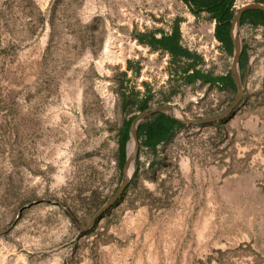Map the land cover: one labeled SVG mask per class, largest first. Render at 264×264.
<instances>
[{
	"label": "rangeland",
	"instance_id": "obj_1",
	"mask_svg": "<svg viewBox=\"0 0 264 264\" xmlns=\"http://www.w3.org/2000/svg\"><path fill=\"white\" fill-rule=\"evenodd\" d=\"M175 17L201 68L224 71L230 57L199 42L211 18L181 0H0V264H264L256 27L239 29L244 104L223 124L177 128L157 145L158 161L138 145L121 197L89 223L121 176L116 132L136 113L122 109L121 92L147 89L149 106L208 116L205 84L181 82L166 52L133 37L169 32Z\"/></svg>",
	"mask_w": 264,
	"mask_h": 264
},
{
	"label": "trees",
	"instance_id": "obj_2",
	"mask_svg": "<svg viewBox=\"0 0 264 264\" xmlns=\"http://www.w3.org/2000/svg\"><path fill=\"white\" fill-rule=\"evenodd\" d=\"M181 1L188 5V10L191 14L198 15L201 12H204L211 19H215L213 36L219 41L226 42L227 46L224 51L228 55H230L231 46L229 44L227 29L228 19L231 18L233 12V9L230 8L231 0ZM253 2L264 3V0H253ZM240 19L242 23L247 22L251 25L261 24L264 28V12L262 11L245 10L242 12ZM180 22L181 18L175 17L170 22L169 32L159 28L147 29L144 31H134L133 37L139 44L146 45L151 50L166 52L170 58V66L172 67L173 72L176 74V77H178L181 82L186 84H192L198 81L199 83L204 84L210 80V76L207 72H203L199 68H196V65L202 61L201 58L196 53L186 50L179 44ZM220 25L224 27L223 30H221V28L219 27ZM241 54L242 60L245 61V47L244 51ZM131 68L134 70V73L137 71V67L132 66L130 61H127L126 69ZM125 75V71L121 72V79L123 81V83H121V86L126 85ZM225 80L226 78H224V81ZM150 97L151 94L147 89H145L144 92H140L130 87L128 91L121 92L122 109L126 110L128 106H133L136 113L129 114L127 117L123 118L116 132V165L118 169H121L122 167L125 158L126 144L130 139V122L136 116L137 113L141 112L143 109L150 107L148 103ZM183 125L184 124H182L181 122L170 118L163 112H158L151 116H147L146 118L140 120L135 128V135L138 141V145L139 147H144L149 150L152 154L153 159H155L154 161H158L159 159H156L157 145L167 141L172 135V133L177 128ZM121 195L118 197V199L121 197ZM117 200L113 204H115ZM109 208H107L105 211H107Z\"/></svg>",
	"mask_w": 264,
	"mask_h": 264
},
{
	"label": "water",
	"instance_id": "obj_3",
	"mask_svg": "<svg viewBox=\"0 0 264 264\" xmlns=\"http://www.w3.org/2000/svg\"><path fill=\"white\" fill-rule=\"evenodd\" d=\"M245 10H259V11L264 12V3L252 1L246 4H243L239 6L238 8L233 9V12L230 18L231 27L229 30V37L232 43V54H231V59H230L229 72L235 83L236 90H235V94L231 102L221 111L211 116L187 117L182 113V111H180V109L170 104H160V105L150 106L146 109H143L141 112L137 113L136 116L131 120L130 125H129V134H130V140L132 142V150L130 151L127 148V144H126L125 158H124V161L121 167V176H120L119 183L117 187L115 188V190L113 191V193L108 198H106L105 201L102 203V205L97 209V211L92 216L89 223H91L95 218H97L100 214H102L103 211L109 208L118 199V197L121 195L124 188L128 184L131 172L130 173L127 172V166L130 161H132L133 165L135 166L134 164L135 155H136V150L138 147V141L135 135V128H136L137 123L140 120L146 118L147 116H151L155 113L163 112L166 115H168L170 118L176 121H179L184 125H204L206 123H210L217 119H221L225 117L230 112V110L235 105V103L239 100V98L242 95V85L239 81L238 70H237V58H238L239 50L241 48L238 21H239V17L241 16L242 12ZM49 201L54 202L51 200ZM26 205L22 207H25Z\"/></svg>",
	"mask_w": 264,
	"mask_h": 264
},
{
	"label": "flooded vegetation",
	"instance_id": "obj_4",
	"mask_svg": "<svg viewBox=\"0 0 264 264\" xmlns=\"http://www.w3.org/2000/svg\"><path fill=\"white\" fill-rule=\"evenodd\" d=\"M253 1V0H252ZM241 16L239 17V21H238V27L239 29L242 28L243 25L245 26H253V27H260L261 30H264L263 26L261 24H256V25H251L250 23H242L241 22ZM214 20V26H215V19ZM214 26H213V30H214ZM221 28V30L224 29V27L222 25L219 26ZM231 24H230V18L228 19V29H227V34H228V39H229V44L231 46V54H232V43L229 37V30H230ZM216 39V38H215ZM218 44H217V49L219 50V53L227 58V56L230 57L231 59V54L227 55V53L224 51L227 44L224 41H219L218 39H216ZM241 42V48L239 50L238 53V58H237V70H238V77H239V81L242 85L243 82V66L246 63V58L245 61L242 60V52L244 51V42L240 39ZM247 57V56H246ZM229 66H230V62L229 65L226 67V69L224 71H212V70H208L205 71L209 74L210 76V80L205 84V86L208 88V106H209V111L207 113L208 116L214 115L216 113H218L219 111H221L223 108H225L233 99L234 94H235V90H236V86L235 83L230 75L229 72ZM224 78H226V80L224 81ZM224 81V82H223ZM243 94V92H242ZM244 104V97L241 95V97L239 98V100L235 103V105L232 107V109L230 110V112L223 118L221 119H217L213 122H210L211 124H223L224 122H226L229 118H231L234 115V112L236 110H238V108Z\"/></svg>",
	"mask_w": 264,
	"mask_h": 264
},
{
	"label": "bare ground",
	"instance_id": "obj_5",
	"mask_svg": "<svg viewBox=\"0 0 264 264\" xmlns=\"http://www.w3.org/2000/svg\"><path fill=\"white\" fill-rule=\"evenodd\" d=\"M248 1V0H247ZM247 3V2H246ZM239 4L240 5H243L242 3H240V0H232V8H238V6H239ZM212 21V20H211ZM200 24V23H199ZM202 24V23H201ZM201 27V26H200ZM200 32V31H199ZM213 33V24H211L210 26H209V29H206V30H204L201 34H200V36H199V39H200V41L199 42H201V40L202 41H204L205 42V46L206 47H210V48H212V49H214V47H215V49L217 48V44H218V42H217V40L215 39V37L213 36L212 37V34ZM211 35V38H213L212 40H213V42H211V41H208L209 39L207 38V35ZM195 35V34H194ZM198 35V34H197ZM192 36V35H191ZM198 39V38H197ZM208 39V40H207ZM109 41V40H108ZM107 41V43H106V45H105V49H104V53H105V55L108 57V56H110L111 55V53H110V50H109V48H108V45H109V42ZM134 44L133 43H130V48H132V46H133ZM203 49V48H202ZM210 50V49H209ZM104 55V56H105ZM105 56V57H106ZM128 149L131 151L132 150V143H129V145H128ZM131 165V166H130ZM134 165H133V163H132V161H130L129 162V164H128V166H127V172L128 173H130V171L132 170V167H133ZM129 168H130V170H129Z\"/></svg>",
	"mask_w": 264,
	"mask_h": 264
},
{
	"label": "crops",
	"instance_id": "obj_6",
	"mask_svg": "<svg viewBox=\"0 0 264 264\" xmlns=\"http://www.w3.org/2000/svg\"><path fill=\"white\" fill-rule=\"evenodd\" d=\"M230 8H232V0H231V2H230ZM232 9H235V8H232ZM212 20V21H211ZM203 21V25H209L210 23L211 24H213V26H214V20H213V18L212 19H210V20H202ZM210 24V25H211ZM251 27H253V26H251ZM256 28H258V29H261L260 27H256ZM179 44H180V46H182L183 48H185L186 50H188V51H190V52H193L192 50H191V48H189V47H186L182 42H181V40L179 39ZM194 53H196V52H194ZM200 58H201V60L204 62V59L202 58V56L200 55V54H198V53H196ZM202 61L199 63V64H197L196 65V68H199L200 70H202L203 72H205V71H208V70H203V68H201V63H202ZM194 83H199L198 81H196V82H194Z\"/></svg>",
	"mask_w": 264,
	"mask_h": 264
}]
</instances>
